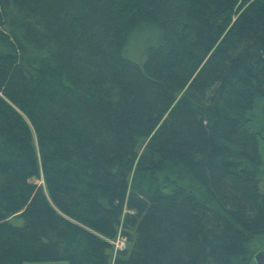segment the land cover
Listing matches in <instances>:
<instances>
[{"label":"trees","instance_id":"trees-1","mask_svg":"<svg viewBox=\"0 0 264 264\" xmlns=\"http://www.w3.org/2000/svg\"><path fill=\"white\" fill-rule=\"evenodd\" d=\"M262 98L264 0H0V264H250Z\"/></svg>","mask_w":264,"mask_h":264},{"label":"rangeland","instance_id":"rangeland-1","mask_svg":"<svg viewBox=\"0 0 264 264\" xmlns=\"http://www.w3.org/2000/svg\"><path fill=\"white\" fill-rule=\"evenodd\" d=\"M125 56L133 62H139L138 60L139 52H136V50H133V48L132 50L129 51V53L126 52ZM249 118H250V123L248 126L250 128L248 130L252 132V134H254L255 137L257 138L263 160V165L260 168L259 180H260L261 190L262 192H264V98H262L259 101V103L254 108L252 114H250ZM30 181L35 184H42L40 179H31ZM263 244H264V238H259L251 242L249 246L252 255L250 264H253L254 254L263 246ZM111 253H112L111 257L113 258V251H111Z\"/></svg>","mask_w":264,"mask_h":264},{"label":"built area","instance_id":"built-area-1","mask_svg":"<svg viewBox=\"0 0 264 264\" xmlns=\"http://www.w3.org/2000/svg\"><path fill=\"white\" fill-rule=\"evenodd\" d=\"M109 245L112 247L113 257L116 256L118 252L124 251L127 247V238L118 232L116 237L111 240H107Z\"/></svg>","mask_w":264,"mask_h":264},{"label":"water","instance_id":"water-1","mask_svg":"<svg viewBox=\"0 0 264 264\" xmlns=\"http://www.w3.org/2000/svg\"><path fill=\"white\" fill-rule=\"evenodd\" d=\"M253 264H264V246L254 254Z\"/></svg>","mask_w":264,"mask_h":264}]
</instances>
